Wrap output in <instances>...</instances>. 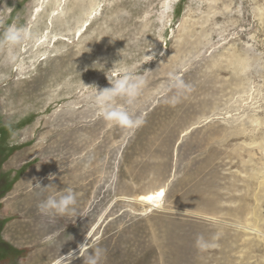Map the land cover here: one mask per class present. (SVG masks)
I'll use <instances>...</instances> for the list:
<instances>
[{
    "label": "rangeland",
    "instance_id": "374dc122",
    "mask_svg": "<svg viewBox=\"0 0 264 264\" xmlns=\"http://www.w3.org/2000/svg\"><path fill=\"white\" fill-rule=\"evenodd\" d=\"M39 1L0 0V264H264V0Z\"/></svg>",
    "mask_w": 264,
    "mask_h": 264
},
{
    "label": "clouds",
    "instance_id": "9594fccd",
    "mask_svg": "<svg viewBox=\"0 0 264 264\" xmlns=\"http://www.w3.org/2000/svg\"><path fill=\"white\" fill-rule=\"evenodd\" d=\"M28 38L27 33L23 29H18L15 26H10L6 33L5 39L10 46H15L22 43ZM146 57L151 55H145ZM134 69L125 67L122 69V77L113 83L110 88H106L94 93L93 99L95 106L99 109V114L108 122L122 128H131L133 126H140L142 121L133 116L121 105L115 101L117 97H127L131 102L137 95H139L144 86L145 79L143 76L134 75ZM183 86V82H178ZM78 194L71 188L62 190H54L52 195L39 205L40 212L45 216H75ZM77 217V216H76ZM49 240L52 237L48 238ZM83 247V246H81ZM101 256V250L96 249L95 254H90L88 257V264H98ZM72 254L68 256L59 255L55 264H70Z\"/></svg>",
    "mask_w": 264,
    "mask_h": 264
},
{
    "label": "bare ground",
    "instance_id": "6f19581e",
    "mask_svg": "<svg viewBox=\"0 0 264 264\" xmlns=\"http://www.w3.org/2000/svg\"><path fill=\"white\" fill-rule=\"evenodd\" d=\"M39 3H40V1H39ZM42 4H43V0H42V2L36 7V10H37V11L40 9V7H41ZM34 10H35V9H34ZM54 10H55V9L53 8V9L50 11L49 16L54 14V12H53ZM49 23H50V22L48 21V24H49ZM46 30H47V29H46ZM48 36H49V35H46V36L43 35V38H41V39H44V40L46 39V40H47V37H48ZM49 38H50V41H51V40H52L53 42L55 41V36L52 35V36H50ZM44 40H43V43H44ZM40 44H41V43H40ZM257 232H258V231H257Z\"/></svg>",
    "mask_w": 264,
    "mask_h": 264
},
{
    "label": "trees",
    "instance_id": "16d2710c",
    "mask_svg": "<svg viewBox=\"0 0 264 264\" xmlns=\"http://www.w3.org/2000/svg\"><path fill=\"white\" fill-rule=\"evenodd\" d=\"M4 247H6V245H4ZM7 248V247H6ZM0 250H2V247H0ZM5 250H7V249H5Z\"/></svg>",
    "mask_w": 264,
    "mask_h": 264
}]
</instances>
